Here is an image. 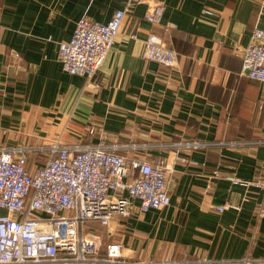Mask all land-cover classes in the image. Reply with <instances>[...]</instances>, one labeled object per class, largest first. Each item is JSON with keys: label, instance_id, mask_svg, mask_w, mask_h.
Here are the masks:
<instances>
[{"label": "crops", "instance_id": "0c3cea01", "mask_svg": "<svg viewBox=\"0 0 264 264\" xmlns=\"http://www.w3.org/2000/svg\"><path fill=\"white\" fill-rule=\"evenodd\" d=\"M126 2L0 0V150L32 159L58 140L94 145L95 127L117 155L165 160L171 203L113 219L98 234L102 252L120 242L130 261L264 264V85L241 74L264 0H141L93 79L64 72L58 47L77 21L107 24ZM150 5L164 6L159 25L144 19ZM150 33L177 54L174 68L142 60Z\"/></svg>", "mask_w": 264, "mask_h": 264}, {"label": "built area", "instance_id": "2783aa9c", "mask_svg": "<svg viewBox=\"0 0 264 264\" xmlns=\"http://www.w3.org/2000/svg\"><path fill=\"white\" fill-rule=\"evenodd\" d=\"M140 1L127 0L107 24L80 18L71 38L59 44L61 69L93 79L109 57L127 11ZM163 11V5H150L144 19L159 25ZM251 35L243 51L241 74L264 85V30L255 29ZM130 38L137 39L135 34ZM142 55L144 62L159 67L176 65L177 54L153 33L146 36ZM97 134L100 141L94 145L64 146L58 140L37 149L47 158L32 166L30 150H0V264H162L127 260L120 242L107 244L102 252L101 238L91 225L108 228L116 217H129L134 207L144 214L170 206L165 160L145 162L117 155L118 146L106 144L104 131L87 130L88 136ZM183 146L194 149L199 144ZM214 176L219 172L214 171ZM225 178L233 185L249 186L232 175ZM261 186L264 190V183ZM261 200L258 219H264V193ZM216 210L222 212L224 207ZM252 262L246 256L239 264Z\"/></svg>", "mask_w": 264, "mask_h": 264}, {"label": "trees", "instance_id": "16d2710c", "mask_svg": "<svg viewBox=\"0 0 264 264\" xmlns=\"http://www.w3.org/2000/svg\"><path fill=\"white\" fill-rule=\"evenodd\" d=\"M46 155L44 153H36V156L32 159H30L31 166L34 164L36 161H45L46 160ZM33 161V162H32Z\"/></svg>", "mask_w": 264, "mask_h": 264}, {"label": "rangeland", "instance_id": "374dc122", "mask_svg": "<svg viewBox=\"0 0 264 264\" xmlns=\"http://www.w3.org/2000/svg\"><path fill=\"white\" fill-rule=\"evenodd\" d=\"M65 143H63V142H61V145H64ZM65 146V145H64ZM43 149H46V148H43ZM34 158V157H33ZM33 162V161H32ZM37 162V161H36ZM92 227H93V230H94V232L96 233V235H98L99 234V232H101L100 230H102L103 228H100V229H98L99 227L98 226H96V225H91ZM100 235V234H99ZM101 235H102V233H101Z\"/></svg>", "mask_w": 264, "mask_h": 264}]
</instances>
